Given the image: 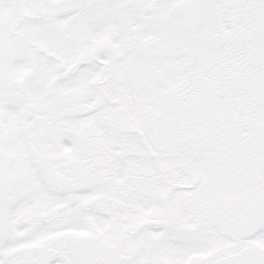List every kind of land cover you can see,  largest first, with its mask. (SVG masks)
<instances>
[{
    "label": "snow or ice",
    "instance_id": "obj_1",
    "mask_svg": "<svg viewBox=\"0 0 264 264\" xmlns=\"http://www.w3.org/2000/svg\"><path fill=\"white\" fill-rule=\"evenodd\" d=\"M0 264H264V0H0Z\"/></svg>",
    "mask_w": 264,
    "mask_h": 264
}]
</instances>
